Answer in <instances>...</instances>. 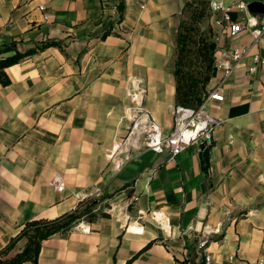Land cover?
I'll return each instance as SVG.
<instances>
[{"label": "crops", "instance_id": "crops-1", "mask_svg": "<svg viewBox=\"0 0 264 264\" xmlns=\"http://www.w3.org/2000/svg\"><path fill=\"white\" fill-rule=\"evenodd\" d=\"M184 1L0 0V57L13 53L2 52L12 41L21 52L60 41L4 68L9 82H0V249L23 222L70 212L84 194L99 189L102 199L115 194L120 202L137 195L128 207L132 217L137 209H160L176 234L161 240L162 229L147 216L141 229H122L99 212L80 219L89 231L76 222L44 239L37 264H126L136 253L127 264L199 263L195 246L204 226L220 229L207 244V264H229L230 256L232 264L264 260V67L249 72L251 56L225 79L216 69L208 85V92L218 87L223 99L205 102V111L221 120L207 147L206 170L195 143L174 159L130 147L118 170L108 160L126 133L132 79L146 86L143 106L151 118L164 133L171 129ZM213 31L215 60L222 48L251 42L248 32L231 38L214 22ZM253 52L264 57V32ZM234 106L241 111L230 115ZM56 174L61 191L50 184ZM25 242L19 239L8 256Z\"/></svg>", "mask_w": 264, "mask_h": 264}, {"label": "built area", "instance_id": "built-area-1", "mask_svg": "<svg viewBox=\"0 0 264 264\" xmlns=\"http://www.w3.org/2000/svg\"><path fill=\"white\" fill-rule=\"evenodd\" d=\"M250 0H208L207 7L213 17V22L218 25L228 37L234 38L241 32H248L251 35V42L243 46H233L222 48L216 55V69L223 71V79L231 75L235 68L245 65V58L251 56V62L247 65L249 72L257 71L258 67H264V57L257 52H253V47L264 32L263 22H252L246 11V5ZM264 2V0H261ZM43 9V6H39ZM236 13V19H232V13ZM146 94V86L142 80L132 79L126 89V96L131 101L127 107L128 125L126 128L127 139L118 141L112 146L108 153V160L112 168L118 170L127 159V152L131 148L140 149L144 147L159 154H167L169 159H174L179 155L187 145L195 143L201 149L209 147L213 142V132L215 127L221 123L216 118L205 111V102L209 99L222 100L223 96L219 94L218 87L212 88L204 101L197 107L174 104L171 106L172 126L169 132L164 133L143 106V99ZM135 136L128 144L129 137ZM142 137V140L139 137ZM230 141H232L230 139ZM50 184L61 191L64 187L62 177L56 174ZM99 189L84 194L80 200H96L93 212H101L117 220L122 229H141L143 223L141 220L146 216L154 224L158 225L163 232L162 239L173 237L176 233L172 228L168 215L160 209L142 210L137 209V216L134 218L130 214L128 207L138 199L135 194L130 195L124 202H120L116 195L109 198H101ZM76 228L81 231H89V226L82 220L77 221ZM219 227L204 226L196 239L197 256L203 259L202 264L210 261L207 254V244L211 235L218 233ZM229 264L234 261L233 256L228 258ZM185 264L190 263L185 260ZM249 264H264L263 259H257Z\"/></svg>", "mask_w": 264, "mask_h": 264}, {"label": "trees", "instance_id": "trees-1", "mask_svg": "<svg viewBox=\"0 0 264 264\" xmlns=\"http://www.w3.org/2000/svg\"><path fill=\"white\" fill-rule=\"evenodd\" d=\"M208 0H185L180 10V19L176 30V41L174 48L173 76L175 80V104L190 107L199 106L208 94V85L215 76V52L217 42L215 33L209 26L205 28L203 22L211 15L207 7ZM117 8L123 11L122 3H118ZM232 19H236V13L231 14ZM106 33H109L108 31ZM60 46L58 40H47L40 46L19 51L16 43L12 41L2 52L12 51L0 57V82L7 84L9 79L4 68L18 63L27 56L32 55L38 49L46 46ZM241 109L234 106L229 110L230 115L240 113ZM202 151V168L208 166V148ZM96 200H80L76 207L70 212H66L58 217L35 218L23 222L18 233L11 237L9 242L0 249V264H22L25 261L37 264V257L41 243L44 239L55 233H63L69 230L81 218L92 219L98 213L93 212ZM25 238L24 246L11 256L9 251L15 246L16 242ZM146 248V247H145ZM127 260L129 263L135 256ZM180 261L179 264H185ZM203 262L200 261L199 264Z\"/></svg>", "mask_w": 264, "mask_h": 264}, {"label": "water", "instance_id": "water-1", "mask_svg": "<svg viewBox=\"0 0 264 264\" xmlns=\"http://www.w3.org/2000/svg\"><path fill=\"white\" fill-rule=\"evenodd\" d=\"M246 11L252 22L264 21V2L261 0H250L246 5Z\"/></svg>", "mask_w": 264, "mask_h": 264}, {"label": "rangeland", "instance_id": "rangeland-1", "mask_svg": "<svg viewBox=\"0 0 264 264\" xmlns=\"http://www.w3.org/2000/svg\"><path fill=\"white\" fill-rule=\"evenodd\" d=\"M203 26L205 28L207 27H211L213 29V17L212 16H209L207 19L204 20V22L202 23ZM215 33V32H214ZM135 138V136L133 135L132 137H129V139L127 140L128 144H131V141ZM127 139V133H125V135L122 137V142L126 141ZM140 140H142V137L140 136L139 137Z\"/></svg>", "mask_w": 264, "mask_h": 264}]
</instances>
